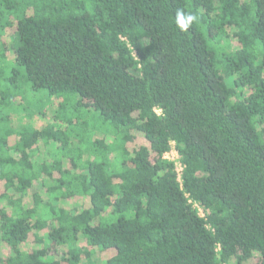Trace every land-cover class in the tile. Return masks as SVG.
Returning <instances> with one entry per match:
<instances>
[{
	"label": "trees",
	"instance_id": "16d2710c",
	"mask_svg": "<svg viewBox=\"0 0 264 264\" xmlns=\"http://www.w3.org/2000/svg\"><path fill=\"white\" fill-rule=\"evenodd\" d=\"M0 264H264V0H0Z\"/></svg>",
	"mask_w": 264,
	"mask_h": 264
},
{
	"label": "rangeland",
	"instance_id": "374dc122",
	"mask_svg": "<svg viewBox=\"0 0 264 264\" xmlns=\"http://www.w3.org/2000/svg\"><path fill=\"white\" fill-rule=\"evenodd\" d=\"M232 46H233V48H235V46H236L234 41H232ZM16 84L19 85V86H23L24 85L23 81L20 78L17 80ZM50 99L51 98L47 95L46 92L39 91V93H35V97H34L33 101H34L35 105L39 106V109L40 108L44 109V108H47L50 105V103H51ZM96 116H98V115L96 114ZM96 116H95V119L89 121V126H97L98 128H101L102 130L106 129V128L108 129L109 128L108 124L107 123H103L100 119L97 120ZM32 122H33V120H32ZM37 122L40 123L39 121H37ZM41 124H43V123L41 122L40 125ZM139 139H141V138H139ZM71 202L75 203L74 200L71 201ZM1 248H2L1 252H3V251L5 252L6 251L5 250L6 247L2 246ZM24 248L25 249H29V248H31V246L27 245Z\"/></svg>",
	"mask_w": 264,
	"mask_h": 264
},
{
	"label": "built area",
	"instance_id": "2783aa9c",
	"mask_svg": "<svg viewBox=\"0 0 264 264\" xmlns=\"http://www.w3.org/2000/svg\"><path fill=\"white\" fill-rule=\"evenodd\" d=\"M163 159L166 161H169L173 164L174 172L176 174V179L179 183H181L182 173H183V165L180 161V156L174 147V143H171L170 150L167 151L166 153H164ZM189 203L193 206L194 209L197 210L198 214L201 217L204 216L200 206L196 202L189 199Z\"/></svg>",
	"mask_w": 264,
	"mask_h": 264
},
{
	"label": "clouds",
	"instance_id": "9594fccd",
	"mask_svg": "<svg viewBox=\"0 0 264 264\" xmlns=\"http://www.w3.org/2000/svg\"><path fill=\"white\" fill-rule=\"evenodd\" d=\"M198 22L199 18L195 13L177 9L175 13V24L181 32H187L193 24Z\"/></svg>",
	"mask_w": 264,
	"mask_h": 264
}]
</instances>
